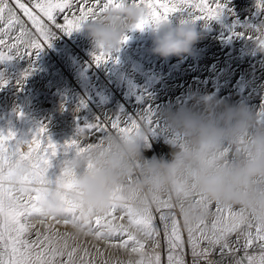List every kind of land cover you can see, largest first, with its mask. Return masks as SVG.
I'll list each match as a JSON object with an SVG mask.
<instances>
[{
    "label": "rangeland",
    "instance_id": "1",
    "mask_svg": "<svg viewBox=\"0 0 264 264\" xmlns=\"http://www.w3.org/2000/svg\"><path fill=\"white\" fill-rule=\"evenodd\" d=\"M5 2L18 22L9 30L0 21V38L4 39L0 52L11 57L0 63V135L11 132L17 141H27L37 128L44 126L53 144L62 146L78 139L86 146L99 143L102 134L85 130L77 136V129L84 128L85 122L95 123L99 119L101 127L107 128L103 135L118 134L111 121L119 116L124 126V121L131 117L149 128L146 155L167 159L170 149L166 141L172 137L166 135L158 114L165 108L187 105L195 96L246 104L256 113L258 122L264 123L260 115L264 113V55L257 54L250 44V40L259 38L256 29L264 23V0H219L223 5L220 15L210 21L195 19L186 12L168 16V24L191 22L202 33L203 38L190 55L166 60L151 55L153 32L149 24L143 30L128 32L126 43L110 52L111 59L99 66L93 57L99 52L92 51L82 30L65 34L57 27L64 25V13H55L53 23L33 7L36 0H20L36 18L34 25L17 7L16 0ZM208 3L214 7L213 0ZM192 12L200 14L196 9ZM7 16L6 11L5 19ZM37 26L52 33V39L50 46L42 44L43 50L35 56V50L27 44L33 39L41 40ZM11 45L16 47L10 49ZM145 110L152 113L150 126ZM58 156L53 168L65 158L60 153ZM26 162L7 165L0 178L5 213L29 199L20 183L22 176L33 179L27 175ZM56 176L55 171L53 180ZM252 184L256 189L264 187V178H255ZM208 213L203 224L188 228L174 211V201L167 196H162L151 210V228L132 223L127 210L119 206L87 221L78 212L34 213L23 220L26 231L21 239L29 245L33 259L44 250L45 259L50 260L54 250L55 264H156L157 256L159 264H170V255L173 264L176 258L185 264L188 254L212 257L222 252L237 261L228 264H250V257L259 261L264 254V241L256 239V232L264 235V222L241 205L224 208L213 204ZM97 218L100 224L96 223ZM173 221L181 237L179 243L172 241L176 243L174 249L170 244ZM222 225L229 231L219 244L213 243ZM97 233L102 235L98 237ZM249 233L251 245L247 244ZM194 250L198 255L193 254Z\"/></svg>",
    "mask_w": 264,
    "mask_h": 264
},
{
    "label": "clouds",
    "instance_id": "2",
    "mask_svg": "<svg viewBox=\"0 0 264 264\" xmlns=\"http://www.w3.org/2000/svg\"><path fill=\"white\" fill-rule=\"evenodd\" d=\"M148 16L143 3L123 0L79 29L92 51H115L126 34ZM150 54L162 59L190 55L202 33L191 22L175 26L165 20L151 23ZM259 38L250 40L253 50L264 55V23ZM170 151L167 159L146 155L149 128L138 123L130 133L107 134L99 146L86 153L60 159V177L47 188L41 214L60 215L71 205L82 220L123 207L133 218L151 214L162 196L174 201V211L186 227L203 224L210 205H241L264 222V187L252 181L264 178V123L246 104L195 96L187 105L162 109ZM71 177V187L64 178ZM196 196L198 199H193Z\"/></svg>",
    "mask_w": 264,
    "mask_h": 264
},
{
    "label": "snow or ice",
    "instance_id": "3",
    "mask_svg": "<svg viewBox=\"0 0 264 264\" xmlns=\"http://www.w3.org/2000/svg\"><path fill=\"white\" fill-rule=\"evenodd\" d=\"M123 0H36L33 7L39 10L49 21L55 23V13H64V25H57L61 28L65 34H71L74 31H79L84 23L90 18L95 19L101 13L107 11L109 8H117L121 6ZM136 3H143L148 9V16L146 19L141 20L135 25L134 30H143V28L151 23H158L162 20H166L168 16L177 12H186L191 14L195 19L210 21L217 19L223 8V5L219 3V0H213L214 7L208 3V0H134ZM17 7L22 9L25 15L36 24V18L31 14L30 10L20 2L16 0ZM192 9H196L200 14L193 15ZM7 11L8 16L5 19V12ZM67 13H72L69 16ZM78 13V14H76ZM0 21L3 22L5 29H11L17 18L9 7L5 0H0ZM259 31V29H256ZM37 31L40 33L41 40L36 39L28 42L27 47L34 49L35 56L43 50L42 44L50 46L49 41L52 39V33H50L45 27L37 26ZM23 34V30H22ZM128 37L125 36L121 43H126ZM258 39V38H257ZM23 42V41H20ZM4 44V39L0 38V45ZM16 45H11V48H15ZM18 51V49H17ZM94 60L97 66L102 63H106L111 59L110 53L100 51L99 54H94ZM10 56H6L0 52V63L10 60ZM83 106V105H81ZM148 113L147 123L150 126L152 122V113L145 110ZM261 120H264V113H260ZM143 118V117H142ZM99 119L95 123L85 122L84 128L77 129V136L88 130L89 132L95 131L102 135L100 136L99 143H89L86 146H82L78 139L69 141L62 146L53 144L50 139L47 138L46 128L40 126L36 132L32 135L30 140L17 141L13 133L9 132L8 135H0V176L3 175L5 166L10 165L17 161H27L29 175L33 178L26 180L28 200L19 202L16 206L10 207L5 213L4 211V196L5 192L3 186L0 185V245L3 246V252H0V264H55V255L53 250L52 259H45L46 253L44 250L35 254L33 259V253L30 251L29 245L21 239L22 235L26 231V225L23 220L34 213H41L40 205L46 198L47 187H33V183L40 184L42 186H52L59 182L60 177L57 175L55 180L48 178L50 169L53 168V161L57 158L58 153L63 154L64 157H68L69 153L80 155L86 153L90 149L99 146L107 132V128H102ZM138 126L135 119L129 117L124 121V126H121L120 117L117 116L111 121L112 129L117 130L119 133H130L134 127ZM24 146L27 150H23ZM64 186L66 188L71 187V177L67 176L64 178ZM112 209H115L113 207ZM218 211H221L219 208ZM65 213H75V209L71 205H66L64 208ZM233 216V213H230ZM132 223L136 225H142L144 228H151L153 219L151 214L146 217L133 218L129 215ZM163 219V217H161ZM226 220L227 217H224ZM100 219L97 218L96 223L100 224ZM237 225L236 227H238ZM214 229L217 227L213 225ZM226 231L229 229L222 225L219 229V235L216 236L213 243L219 244L221 239L224 238ZM101 233H97L99 237ZM170 244L174 249L176 243L181 241V237L178 234L176 222L173 221L171 230ZM47 239V237H45ZM132 239V237H129ZM256 239L264 241V235L256 232ZM172 241L176 242L173 243ZM253 242L251 233L248 234L247 244L251 245ZM264 247V244L261 245ZM142 247V245H141ZM223 251V249H222ZM194 255H198L195 250ZM170 264H173V257H168ZM250 264H264V254L259 258L258 262H254V258H249ZM156 264H159V256L156 257ZM175 264H183L180 258L175 259Z\"/></svg>",
    "mask_w": 264,
    "mask_h": 264
},
{
    "label": "bare ground",
    "instance_id": "4",
    "mask_svg": "<svg viewBox=\"0 0 264 264\" xmlns=\"http://www.w3.org/2000/svg\"><path fill=\"white\" fill-rule=\"evenodd\" d=\"M248 4V3H247ZM108 66V65H107ZM108 67H110V66H108ZM109 70H111V68L109 69ZM113 70V69H112ZM110 73V72H109ZM112 73V72H111ZM237 93L238 94H240L241 93V90L240 91H237ZM5 106V105H4ZM30 110V109H29ZM6 116V115H5ZM3 117V116H2ZM21 122V121H20ZM11 123V122H10ZM28 126V125H27ZM20 127V126H19ZM6 129V128H5ZM32 132V131H31ZM34 133V132H33ZM21 134V133H20ZM33 135V134H32ZM19 139V138H18ZM26 140V139H25ZM28 140H30V139H28ZM23 150H27V147L26 146H24V148H23ZM59 157V156H58ZM57 159V158H56ZM18 162H24V161H18ZM26 163H28V162H26ZM11 165V164H10ZM7 169V166H5V168H4V170H3V172L5 171ZM27 170H28V174L27 175H29V169H28V166H27V168H26ZM12 171V170H11ZM56 170H55V168H52V169H50V171H49V173H48V178L50 179V180H53V178H54V172H55ZM57 172V171H56ZM19 174V173H18ZM30 176V175H29ZM2 176H0V178H1ZM2 179V178H1ZM22 182H20L21 184H22V186L25 188V189H27V184H26V180H30V179H27L26 178V176H22ZM9 183V182H8ZM6 186V185H5ZM55 185H52V186H42V185H37V183H33V187H47V188H51V187H54ZM41 206V205H40ZM178 216V215H177ZM178 218V217H177ZM160 219V218H159ZM180 219V218H179ZM182 219V218H181ZM180 219V220H181ZM245 219V218H244ZM248 220V219H247ZM158 222V221H157ZM252 222V221H251ZM182 223V222H181ZM160 224V223H159ZM162 224V223H161ZM253 226V225H252ZM162 228V227H161ZM163 233V232H162ZM171 235V234H170ZM163 236H164V238H166L165 237V235H164V233H163ZM160 239V238H159ZM163 239V238H162ZM161 239V240H162ZM189 253V252H188ZM225 253V252H224ZM223 252L222 253H219V254H217V255H214V256H212V258H218L220 261H221V263H223V264H228V263H234V262H237V261H235L234 259H232V258H229L226 254H224ZM188 256H190L189 254H188ZM190 257H192V256H190ZM186 260V259H185ZM236 264V263H235Z\"/></svg>",
    "mask_w": 264,
    "mask_h": 264
},
{
    "label": "built area",
    "instance_id": "5",
    "mask_svg": "<svg viewBox=\"0 0 264 264\" xmlns=\"http://www.w3.org/2000/svg\"><path fill=\"white\" fill-rule=\"evenodd\" d=\"M185 264H223L218 258L187 256Z\"/></svg>",
    "mask_w": 264,
    "mask_h": 264
}]
</instances>
